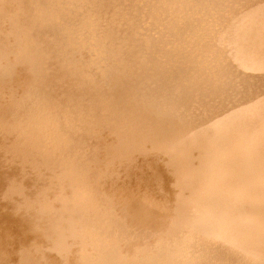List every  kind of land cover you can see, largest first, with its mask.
I'll return each instance as SVG.
<instances>
[{
  "label": "rangeland",
  "instance_id": "obj_1",
  "mask_svg": "<svg viewBox=\"0 0 264 264\" xmlns=\"http://www.w3.org/2000/svg\"><path fill=\"white\" fill-rule=\"evenodd\" d=\"M25 1L26 19L21 20L19 15L14 14L0 18V46L4 47L3 51L0 52V73L6 75V78L8 79H16L23 86L22 88L20 87L21 85L18 86L19 90L21 88L19 94H23V98L26 99L28 107L27 111L25 110L24 117L21 118V116H19L22 125L24 124L25 126L27 124L25 127L29 133L36 132L47 139L46 141H52L57 137L63 138L61 142L59 141L61 144L60 148L63 146L62 149L59 150L61 154L60 158L61 160H64L63 164L66 166L70 165L76 171L84 173L90 172L91 175V172L94 171L93 168L96 169L100 164L103 165V161L105 160L103 150L100 151V148L98 151L95 150L100 144L98 139L105 135L103 134L105 132L104 128H100L98 131L91 130V124H95L99 117V112L97 113V101L100 103L107 101L106 103L111 105V109H106L105 114H103H107L106 117L110 119V123L113 122V119H116L120 108L121 110L123 109L122 105L124 103H135L136 105L147 104L149 107L155 109L157 113L159 112L158 115L162 117L161 121L165 123L167 122L166 124L169 129L173 131L179 126L183 127V130L186 131L188 127L190 128L193 125L213 120L218 118V116H224V114L226 115L230 113V111H234V108L238 109L242 104V106H244L245 104L254 101L264 91V71L252 68L255 71L254 73L251 68L243 64L244 69L245 66L246 68L248 67V70L245 69V71L241 68L242 63L240 60L238 62L241 64H237V61L234 63V60H236L235 57H237L235 54L236 50L234 49L235 46L233 42L229 40L233 38L230 35H234V21L238 18L237 15L242 14L243 12L245 13L244 10L252 8L260 2V0ZM18 2L19 6L23 4V1L21 0H17V4ZM92 6L95 8H92ZM152 12L155 17H153ZM242 15H239L240 19ZM235 16L236 18H234ZM198 17L200 19H198ZM232 19H234V21ZM107 22H109V24ZM231 22L234 23V26ZM237 22L239 21H236V24ZM229 23H231L233 27ZM5 26H8V29ZM227 26H231L232 28L229 27L231 29H228L226 28ZM226 29L230 30L231 34L227 32L229 36H227L228 34H226V36L222 34L226 32L224 31ZM41 31L44 33H41ZM165 31L167 32L165 33ZM9 34L11 36H8ZM76 35H78V37ZM221 35L226 37L224 38V36H222V39L229 38L227 40L230 42L228 45L224 44L227 41L222 40L220 37ZM219 38L222 40V45L224 44L225 47L219 45V43L221 44ZM120 39L122 43L120 42ZM13 40H16V44H10L14 42ZM22 43H24V45H22ZM234 50L235 52H233ZM230 53L231 55H229ZM229 56H232V59ZM24 57L26 60H24ZM108 59L112 63H110ZM4 61L6 62L4 63ZM56 61L57 63H55ZM19 65L21 66L19 67ZM22 67H26L27 71L35 74L32 83H26V81L22 79L24 75L22 76V74H20L21 72H19L20 68L23 69ZM249 69L252 72L249 71ZM20 75L23 81L20 79ZM46 77H55V83L49 86H47V83L43 84L40 80L45 79ZM149 79L150 81H148ZM208 81L209 83H205ZM57 82L58 84L56 85ZM140 85H142V87ZM127 87L129 89H127ZM71 88L74 89L72 90ZM134 89L137 90L135 91ZM48 98H53L52 101H50L51 103H48V100L46 101ZM53 100L56 102L54 104L55 106L51 105ZM44 101L46 102L42 105ZM122 102L123 104H121ZM163 109L168 111H164ZM172 111H174V113ZM48 113H54V117H57V119L50 118ZM25 117L26 119H24ZM176 117L178 118L176 119ZM73 118L76 120H73ZM57 121L59 123H57ZM178 123L179 125H176ZM88 141H91V144ZM75 144L77 145L75 146ZM77 156L78 158L76 159ZM75 161L77 162L75 163ZM79 181L81 180L74 179L72 185L69 184L65 187V193L68 195L73 193L72 191L76 187L75 185H79L81 188L85 186L80 184ZM87 183V186H89L88 190L91 191L92 189L97 191L100 197L102 194L105 196L103 186L98 182L96 183L94 179L89 178ZM27 185V187L31 189V184L27 183ZM49 194L53 197H57L56 195H58V193L55 194V191L53 190L52 192H49ZM72 195L73 194H71V196ZM82 197L85 199L84 196ZM69 198L71 197L69 196ZM76 199L77 198L69 199L67 202L69 212L66 213L69 216L66 215L67 218H63V227L66 225L64 220H66V223L68 222L65 227L69 224V227H64V229L69 233L71 232V236L68 238V243L71 244L73 249H80L82 247V241L88 240V243L91 246L94 244V239L99 241V245L94 246L93 248L86 247L87 252L82 255L85 257L82 258V264H97L100 262V259L103 258H105L104 264L106 262H114L115 264L253 263V260L249 256L242 254V250L233 248L229 243L224 244L225 241L219 240L218 238L216 240L210 232L206 233L207 228L204 229L199 227V223L195 221H192V224H190L189 221H185V224L182 222L184 225L181 223L176 226L173 234H171V232L168 238L167 236L158 237L156 233L149 228H146L143 225H136L123 219L119 214L118 209H115L116 207L111 204L109 205L105 199L101 198L91 206H88L87 204V210L92 209L95 211V205H98L99 210L103 209L104 206H107L109 211L107 216H110V221L106 224L103 222L96 224L91 221L88 232L90 235L88 236L86 226L88 227L89 220H85L86 214L77 210L78 199ZM61 203L62 201L58 199L57 202H54V205L58 208ZM79 214L82 216H79ZM44 218L45 219H42V221L48 222V217L46 216ZM92 224L94 226H92ZM79 225L83 228H78L81 227ZM180 225L183 226L181 227ZM177 227L180 230L176 231V229H178ZM75 231H77L78 234L76 232V234L72 236V233ZM177 232L179 234H177ZM139 234H141V236ZM92 237L93 239H91ZM120 237H122V239ZM129 242L138 245L131 253H127V250L124 247V245L129 244ZM230 249L232 251H230ZM194 252L198 253L195 254ZM54 256L59 260V254L55 253ZM116 260H119L120 263Z\"/></svg>",
  "mask_w": 264,
  "mask_h": 264
},
{
  "label": "bare ground",
  "instance_id": "obj_2",
  "mask_svg": "<svg viewBox=\"0 0 264 264\" xmlns=\"http://www.w3.org/2000/svg\"><path fill=\"white\" fill-rule=\"evenodd\" d=\"M21 1H23V4L19 6L17 0H0V18L14 14L19 15L21 20L26 19V1ZM93 6L92 8H95ZM244 11L245 13L243 12V15L239 14L242 15L241 19L239 15H237L240 20L238 18V20L236 19L235 21L232 19L235 23L234 26V23L231 22L234 26V35L228 30L233 27L231 23L229 24H231L232 27L227 26L226 28L228 29L224 30L226 32L222 34L226 36V34H228L227 32H229V34H231L230 36L233 37L232 39L227 38L232 41L235 46L234 49L236 50L235 54L237 57H235L236 60H234V63L237 61L238 64L240 60L242 63L241 68L247 65L251 69L264 71V0H260L255 6ZM152 15L155 17L153 12ZM234 18H236V16ZM198 19L200 18L198 17ZM236 21L239 22L236 24ZM107 23L109 24V22ZM166 32L167 31H165V33ZM41 33L44 32L41 31ZM229 34L227 36H229ZM224 35L220 36L221 39ZM8 36L11 35L9 34ZM76 36L78 37V35ZM225 36L224 38H226ZM224 38L222 40H228ZM221 39L219 38V40ZM222 40L219 41L221 44L218 42L219 45H222ZM120 42L122 43L121 39ZM229 43L230 42L227 41L224 44L228 45ZM10 44H16V40ZM224 44L222 45L223 47H225ZM22 45H24V43H22ZM97 47L100 48L99 46ZM3 49L4 47L0 46V52H2ZM235 50L233 52H235ZM229 55H231V53ZM24 60H26L25 57ZM5 62L6 61H4V63ZM55 63H57V61ZM110 63L112 62L110 61ZM21 65H19V67ZM237 66L240 67L239 65ZM247 68L245 66V69ZM253 69L252 71H254ZM249 71L251 70L249 69ZM19 72H21L20 74H22V76L24 75L22 79L25 80L26 83L33 82L35 74L27 71L26 67L23 69L20 68ZM6 77V75L0 73V264H82V258H85L82 255L87 252V248H93L99 245V241L94 239V244L91 246L86 239L87 241H82V247L80 249H73L71 244L68 243L71 232L69 233L64 229L68 222L66 223V220H64L66 225L63 227V218H67L66 215L68 214L66 213L69 212L67 202L69 199L75 198L78 199L77 210L86 214L85 220H89L88 227L86 226L87 233L89 232L91 221L96 224L102 222L106 224L110 221V216H107L109 212L107 206L99 210L98 205H95V211L92 209L87 210V204L91 206L101 198L105 199L109 205L111 204L116 207L115 209H118L123 219L136 225H143L149 228L154 231L158 237L167 236L168 238L171 232V234H173L174 228L182 222L189 221L190 224H192L195 221L199 223V227L204 229L207 228L206 233L210 232L216 240L218 238L219 240L225 241L224 244L229 243L233 248L242 250V254L249 256L253 260L252 264H264V91L254 101H249L250 103L244 106H242V104V107L240 106L238 109L234 108V111H230V113L224 114V116H218V118L213 120L193 125L190 128L188 127L186 131L183 130V127L179 126V129L177 128L173 131L169 129L166 124L167 122L161 121L162 117L158 115L159 112L157 113V111L149 107V105H136L135 103L130 104L129 102V104L121 103L123 104V109L121 110L120 108L121 111L119 110L116 119H113V122L110 123V119L106 117L107 114H103H105L106 109H111V105L107 104V101L103 103L97 101V113L99 112V117L95 124H91V130L98 131V129L104 128L105 132L103 134L105 135H102L103 137L98 139L100 144L97 146L96 143L97 148H95V150L98 151L99 148L100 151L103 150L105 160H102L103 165L100 164L96 169L93 168L94 171L91 172L90 175V172L84 173L76 171L70 165L66 166L63 164L64 160H61V154L59 152L63 147L60 148L61 144L59 141L61 142L63 138L57 137L58 139L54 138L52 141H46L47 139L42 135L36 132L29 133L27 131L25 127L27 124L24 126L20 121V119L24 117V113L27 111L28 107V103L26 99L23 98V94H19L23 86L16 79L12 80ZM40 81L43 84L47 83V86L53 85L55 83V77H46ZM148 81H150V79ZM205 83H209V81ZM57 84L58 82L56 85ZM18 86L21 87L20 90ZM140 86L142 87V85ZM128 87L127 89H129ZM71 89L73 90L74 88ZM134 90L136 91L137 89ZM52 99L48 98L46 101L48 100V103H51L50 101H52ZM46 101H44L42 105ZM55 103L56 102L53 100L51 105L53 106ZM163 110L168 111L165 109ZM172 112L174 113V111ZM48 114L50 118L57 119V117H54V113ZM19 116H21L20 119ZM50 118L48 119L51 120ZM177 118L178 117H176V119ZM24 119H26V117ZM73 120L76 119L73 118ZM57 123L59 122L57 121ZM176 125H179V123ZM88 142L91 144V141ZM76 145L77 144H75V146ZM77 158L78 156L76 159ZM76 162L77 161H75V163ZM89 178L94 179L96 183L98 182L103 186L105 196L102 194L100 197L97 191L92 189L91 191L88 190L89 186H87V180L89 181ZM74 179L81 180L79 181L80 184L85 186L81 188L79 185L74 184L76 187L74 190L72 189L73 193L71 194L73 195L71 196V194L68 195L65 193L64 190L66 186L73 184ZM27 183L31 184V189L27 187ZM52 190L55 191V194L58 193V195H56L57 197H53L49 194ZM81 195L84 196L85 199H83ZM69 196L71 198H69ZM58 199L61 200L63 204L61 203L62 205L60 204V206L56 208L54 202H57ZM46 216L48 217V222L42 221ZM79 216L82 215L79 214ZM92 226L94 225L92 224ZM68 227L69 224L65 228ZM78 228L83 227L81 226ZM179 228L176 229V231L180 230ZM76 232L77 231L73 232L72 236H74ZM206 233L204 232L205 235ZM177 234L179 233L177 232ZM89 235L88 233V236ZM139 235L141 236V234ZM120 238L122 239V237ZM91 239H93V237ZM137 246L136 243L130 242L124 245L127 253H131ZM230 251L232 250L230 249ZM55 253L60 255L59 260L55 258ZM116 261L120 263L119 260ZM104 262L105 258L100 259V262L97 264H104ZM105 264L115 263L106 262ZM247 264L251 263L248 262Z\"/></svg>",
  "mask_w": 264,
  "mask_h": 264
}]
</instances>
